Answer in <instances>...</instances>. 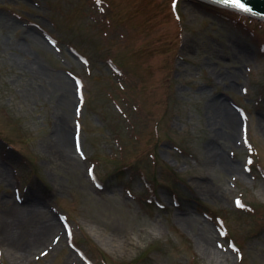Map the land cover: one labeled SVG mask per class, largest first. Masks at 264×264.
<instances>
[{
  "label": "rangeland",
  "instance_id": "obj_1",
  "mask_svg": "<svg viewBox=\"0 0 264 264\" xmlns=\"http://www.w3.org/2000/svg\"><path fill=\"white\" fill-rule=\"evenodd\" d=\"M217 101L237 115L226 140ZM60 121L68 158L49 148ZM5 201L55 227L18 258L0 233V264H91L72 235L110 264H264V21L201 0H0Z\"/></svg>",
  "mask_w": 264,
  "mask_h": 264
},
{
  "label": "bare ground",
  "instance_id": "obj_2",
  "mask_svg": "<svg viewBox=\"0 0 264 264\" xmlns=\"http://www.w3.org/2000/svg\"><path fill=\"white\" fill-rule=\"evenodd\" d=\"M70 97L69 92L66 91V98L70 99ZM208 112L213 125L214 135L219 136V139L222 140L229 138L237 123L236 113L224 102L219 101L215 104H210ZM62 123L64 124V121H60V125H58L57 141L54 144H50L49 148L53 151L56 149L61 158H68V151H66L69 145L67 124L65 123V126H63ZM209 148L211 155L222 168L231 169L233 165L228 160H225L221 152L216 151L213 145ZM6 201L2 203L6 207L0 209V233L3 234V240L6 241L7 248L18 258V256L25 255L26 252L30 254L31 250L27 249L28 246L32 248L43 244L48 238V232L55 227V222L53 221V216L49 215L40 224H35L34 219L33 226H31L28 221V215H33L31 213L33 211L32 207L24 208L17 202H11L6 205ZM25 224L29 227L25 228Z\"/></svg>",
  "mask_w": 264,
  "mask_h": 264
},
{
  "label": "water",
  "instance_id": "obj_3",
  "mask_svg": "<svg viewBox=\"0 0 264 264\" xmlns=\"http://www.w3.org/2000/svg\"><path fill=\"white\" fill-rule=\"evenodd\" d=\"M218 2L223 3V0H216ZM245 6L250 9L247 12H251L256 14L257 16L264 17V0H242ZM230 5V4H228ZM235 7L234 5H230Z\"/></svg>",
  "mask_w": 264,
  "mask_h": 264
},
{
  "label": "snow or ice",
  "instance_id": "obj_4",
  "mask_svg": "<svg viewBox=\"0 0 264 264\" xmlns=\"http://www.w3.org/2000/svg\"><path fill=\"white\" fill-rule=\"evenodd\" d=\"M97 2H99V0H97ZM223 3L234 5L236 8L241 9V10H245V11L250 10L245 6V4L242 2V0H223ZM77 151H79V147H77ZM89 171L91 173V170H89ZM237 204L239 206V201H237Z\"/></svg>",
  "mask_w": 264,
  "mask_h": 264
}]
</instances>
